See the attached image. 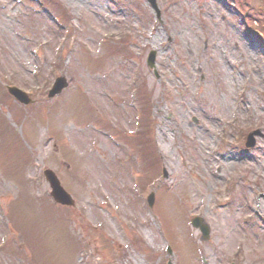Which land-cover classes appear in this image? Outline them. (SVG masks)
<instances>
[{
  "label": "rangeland",
  "instance_id": "rangeland-1",
  "mask_svg": "<svg viewBox=\"0 0 264 264\" xmlns=\"http://www.w3.org/2000/svg\"><path fill=\"white\" fill-rule=\"evenodd\" d=\"M155 4L0 0V264H264V0Z\"/></svg>",
  "mask_w": 264,
  "mask_h": 264
},
{
  "label": "water",
  "instance_id": "water-1",
  "mask_svg": "<svg viewBox=\"0 0 264 264\" xmlns=\"http://www.w3.org/2000/svg\"><path fill=\"white\" fill-rule=\"evenodd\" d=\"M150 3H152L154 6L155 4V0H149ZM155 62V52H152L149 58V63L151 66H153ZM68 86V83L66 81L65 78L61 77L58 78L52 88V90L49 92V97L53 98L56 95L60 94L62 92V90L64 88H66ZM9 92L15 96V98L17 100H19L20 102L24 103V104H29L32 101L27 97V95L25 93H23L22 91H20L17 88H9ZM259 131H254L252 133L249 134L247 141H246V147L247 148H253L256 144V140H255V136L259 135ZM45 176L46 179L48 180V182L50 183V186L52 188V196L54 197V199L63 204V205H67V206H73L74 205V200L72 199V197L63 189V187L60 184V181L58 180L57 176L54 174V172L47 170L45 171ZM154 199L155 196L154 194H152L149 198V204L152 207L154 204ZM192 224L193 226L200 228V230L203 233L202 239L203 240H209V234H210V230L208 228V226L204 223L203 219L201 218H194L192 220Z\"/></svg>",
  "mask_w": 264,
  "mask_h": 264
},
{
  "label": "trees",
  "instance_id": "trees-1",
  "mask_svg": "<svg viewBox=\"0 0 264 264\" xmlns=\"http://www.w3.org/2000/svg\"><path fill=\"white\" fill-rule=\"evenodd\" d=\"M254 32V35L258 37V42H260L264 46V20H261L259 29H255ZM260 33H263V35H261Z\"/></svg>",
  "mask_w": 264,
  "mask_h": 264
},
{
  "label": "bare ground",
  "instance_id": "bare-ground-1",
  "mask_svg": "<svg viewBox=\"0 0 264 264\" xmlns=\"http://www.w3.org/2000/svg\"><path fill=\"white\" fill-rule=\"evenodd\" d=\"M159 37V36H158ZM158 37H156V38H158Z\"/></svg>",
  "mask_w": 264,
  "mask_h": 264
}]
</instances>
